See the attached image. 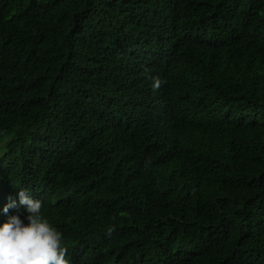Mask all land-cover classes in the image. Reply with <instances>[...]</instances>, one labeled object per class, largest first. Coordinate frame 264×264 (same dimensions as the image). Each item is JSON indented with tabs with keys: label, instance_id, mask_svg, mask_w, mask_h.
Segmentation results:
<instances>
[{
	"label": "trees",
	"instance_id": "1",
	"mask_svg": "<svg viewBox=\"0 0 264 264\" xmlns=\"http://www.w3.org/2000/svg\"><path fill=\"white\" fill-rule=\"evenodd\" d=\"M18 188L70 264H264V0H0Z\"/></svg>",
	"mask_w": 264,
	"mask_h": 264
},
{
	"label": "clouds",
	"instance_id": "2",
	"mask_svg": "<svg viewBox=\"0 0 264 264\" xmlns=\"http://www.w3.org/2000/svg\"><path fill=\"white\" fill-rule=\"evenodd\" d=\"M17 197L26 215H11L0 223V264H70L63 233L43 215L42 201L22 188ZM16 206L17 200L9 199L3 212Z\"/></svg>",
	"mask_w": 264,
	"mask_h": 264
}]
</instances>
